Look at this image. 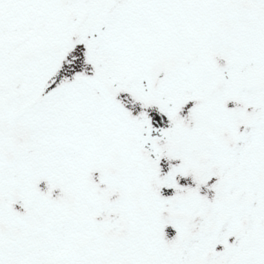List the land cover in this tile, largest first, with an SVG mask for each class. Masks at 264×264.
I'll use <instances>...</instances> for the list:
<instances>
[{
	"label": "snow or ice",
	"instance_id": "1",
	"mask_svg": "<svg viewBox=\"0 0 264 264\" xmlns=\"http://www.w3.org/2000/svg\"><path fill=\"white\" fill-rule=\"evenodd\" d=\"M0 264H264V0H0Z\"/></svg>",
	"mask_w": 264,
	"mask_h": 264
}]
</instances>
